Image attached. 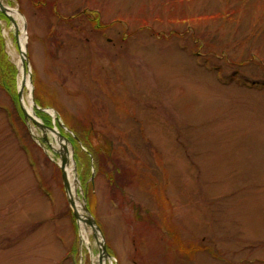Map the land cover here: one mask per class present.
<instances>
[{
	"label": "rangeland",
	"instance_id": "1",
	"mask_svg": "<svg viewBox=\"0 0 264 264\" xmlns=\"http://www.w3.org/2000/svg\"><path fill=\"white\" fill-rule=\"evenodd\" d=\"M2 1L24 19L32 89L1 22L0 65L72 135L50 137L73 149L104 263L264 264V0ZM2 81L0 264H100L61 158Z\"/></svg>",
	"mask_w": 264,
	"mask_h": 264
},
{
	"label": "bare ground",
	"instance_id": "2",
	"mask_svg": "<svg viewBox=\"0 0 264 264\" xmlns=\"http://www.w3.org/2000/svg\"><path fill=\"white\" fill-rule=\"evenodd\" d=\"M11 9L12 10H10L8 12V14L19 23V28H20V31H19L20 34H19L18 40H17L19 50L16 47L15 40L12 37L13 30H15V25L13 24V22L9 24L6 21H1V18H0V22L3 25L4 35L8 41L7 44H8L9 49H10L9 53H10L11 57L13 59L15 58V60H16L17 57H19V55H20V58H18V60H17V63L19 64L21 71H22V76H21V79L19 82L20 87L21 88L23 87V90H25L26 88L32 89L31 79H30L29 75H28V77L25 76L26 75L25 74V67H24L23 61H22L23 52L27 50L26 49L27 34H26V31L24 30V27H23L24 19L16 8H11ZM28 100H29V102H27L25 100L27 102V103L25 102L26 106H27V110L30 113H34L33 112L34 99L31 98V96H29ZM49 110L51 111V113H54L53 110H51V109H49ZM54 137H55V139H57L56 133H54ZM67 146L69 148V151L66 152L67 158H68L66 170L69 173V175H71L73 165H74V154H73L74 152H72L73 149L71 150L69 145H67ZM63 150L65 151V149H63ZM77 207L80 211L82 210V205L78 202H77ZM80 232H81V236H82L83 240L88 242L89 238H88V234H87V226L85 225V223L83 221L80 222ZM105 263H104V261H102L100 264H105Z\"/></svg>",
	"mask_w": 264,
	"mask_h": 264
},
{
	"label": "water",
	"instance_id": "3",
	"mask_svg": "<svg viewBox=\"0 0 264 264\" xmlns=\"http://www.w3.org/2000/svg\"><path fill=\"white\" fill-rule=\"evenodd\" d=\"M10 10H12L11 7L7 6L2 0H0V11L2 13L6 14L14 22L16 35L18 37L19 36V31H20L19 23L8 14V12ZM24 30L26 31V25L24 26ZM27 46H28V44L26 43V49H27ZM22 61H23V65L25 67V74H26L25 76H27L26 69H27V64H28V61H29V59L27 57V50L23 52ZM29 77H30L31 82H32V78H31L30 74H29ZM21 91L23 92V87L21 88ZM21 91L19 92V96H20V100L22 101V95L23 94H22ZM26 115H29L27 111H26ZM36 122L38 124H41L38 121H36ZM59 136L61 138L63 137L61 134H59ZM64 148H65V151H66L67 147L64 146ZM65 151L62 150V149L59 150V152L62 154V162H61L62 177H63L64 185H65V188H66V191H67V194H68L69 202L71 203V206L74 209V213H75L76 218L83 219L87 224H89L92 227V229L94 231L95 238L103 246V249H104V252H105V255L103 257L106 258L109 254L107 252V247H106V244L104 242L103 235L101 234L100 228L97 225L95 219L91 216V214H90V212H89L87 207H84V209L87 211V214H86L85 218H83L82 215L79 213V211H77L76 200L74 199V197L72 195L71 182L69 180V175H68V172L66 170V166H67V163H68V158H67V154L65 153ZM100 238L103 239V241L100 240ZM103 257H102V259H103Z\"/></svg>",
	"mask_w": 264,
	"mask_h": 264
},
{
	"label": "trees",
	"instance_id": "4",
	"mask_svg": "<svg viewBox=\"0 0 264 264\" xmlns=\"http://www.w3.org/2000/svg\"><path fill=\"white\" fill-rule=\"evenodd\" d=\"M0 74L2 75V77L5 79L4 81L8 84L9 88L13 91L14 95L17 98V90L16 87L13 85L14 81L12 80V82L10 81V79H8V76L6 74V71L4 70V67L2 65H0ZM37 102L41 105H45L43 102L40 101V99H37ZM44 115V114H43ZM46 118L49 120V118L46 116ZM77 131V130H76ZM78 133V132H77Z\"/></svg>",
	"mask_w": 264,
	"mask_h": 264
}]
</instances>
